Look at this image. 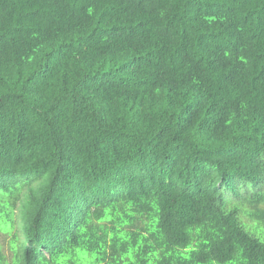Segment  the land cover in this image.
Wrapping results in <instances>:
<instances>
[{"label":"trees","instance_id":"16d2710c","mask_svg":"<svg viewBox=\"0 0 264 264\" xmlns=\"http://www.w3.org/2000/svg\"><path fill=\"white\" fill-rule=\"evenodd\" d=\"M16 208L0 264H264V0H0Z\"/></svg>","mask_w":264,"mask_h":264},{"label":"rangeland","instance_id":"374dc122","mask_svg":"<svg viewBox=\"0 0 264 264\" xmlns=\"http://www.w3.org/2000/svg\"><path fill=\"white\" fill-rule=\"evenodd\" d=\"M10 222H6L5 219H1L0 222V250L5 255L7 261H10L13 257V252L11 250V240L15 233L21 236L22 222L19 215V209L15 210V222L13 228H7ZM7 226V227H6ZM6 228V229H4Z\"/></svg>","mask_w":264,"mask_h":264}]
</instances>
